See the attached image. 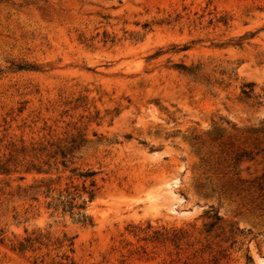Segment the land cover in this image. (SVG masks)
<instances>
[{
	"label": "rangeland",
	"instance_id": "rangeland-1",
	"mask_svg": "<svg viewBox=\"0 0 264 264\" xmlns=\"http://www.w3.org/2000/svg\"><path fill=\"white\" fill-rule=\"evenodd\" d=\"M0 264H264V0H0Z\"/></svg>",
	"mask_w": 264,
	"mask_h": 264
},
{
	"label": "trees",
	"instance_id": "trees-1",
	"mask_svg": "<svg viewBox=\"0 0 264 264\" xmlns=\"http://www.w3.org/2000/svg\"><path fill=\"white\" fill-rule=\"evenodd\" d=\"M252 83H247L243 85L241 89V93L245 96L249 94L251 91ZM78 147V143L75 139H71V144L67 147H57L55 152L58 151L60 155V164L63 167H67L68 162L70 161V156H72V152L74 149ZM37 171H40V168H36ZM77 168H70V172L78 177L82 178L80 187L72 184V181L65 182L62 188H51L47 184H42L45 188L41 191L44 197H49L50 199L47 201V207L53 208L54 211L60 210L63 214L68 212L69 215L82 224H91V217L85 212L86 202L91 201L95 194V181L93 179V175L95 174L92 170H86L83 172H76ZM36 187V188H35ZM39 186H31L30 188H34L31 190V198H37V192ZM56 190V194H52V191ZM79 200V202H77ZM213 218L215 221L219 219L217 212L213 214ZM215 221H213L210 226H212ZM65 236V235H63ZM67 241L65 244L68 247L69 251H72L73 241L72 238H64L63 240H57V246L62 247L64 245L63 241ZM34 243H41V234L37 233L35 235H26L22 240L17 242L16 248L19 251H23L27 248H30ZM63 258H67V255L62 254ZM247 260L251 261L252 258L249 254H246Z\"/></svg>",
	"mask_w": 264,
	"mask_h": 264
}]
</instances>
